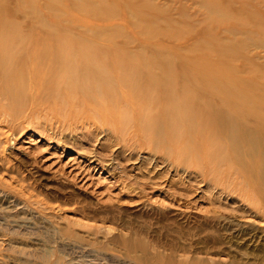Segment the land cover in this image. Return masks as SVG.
I'll use <instances>...</instances> for the list:
<instances>
[{
    "label": "rangeland",
    "instance_id": "374dc122",
    "mask_svg": "<svg viewBox=\"0 0 264 264\" xmlns=\"http://www.w3.org/2000/svg\"><path fill=\"white\" fill-rule=\"evenodd\" d=\"M205 1L228 15L212 17ZM0 9L26 46L48 29L111 45L120 30L112 45L129 41L133 54L159 48L220 67L228 57L233 83L263 97L264 0H0ZM32 79L18 104L0 94V264H264V199L235 155L213 169L205 138H181L193 155L170 152L95 125L91 108L71 127L65 92L37 91V81L31 92Z\"/></svg>",
    "mask_w": 264,
    "mask_h": 264
},
{
    "label": "bare ground",
    "instance_id": "6f19581e",
    "mask_svg": "<svg viewBox=\"0 0 264 264\" xmlns=\"http://www.w3.org/2000/svg\"><path fill=\"white\" fill-rule=\"evenodd\" d=\"M76 6L91 15L96 11ZM205 6L212 17L228 15L215 1H205ZM95 14L112 17L106 10ZM10 16L0 9V94L13 105L27 95L23 82L29 76L31 92L36 85L37 91L65 92L61 104L75 108L71 127L80 122L82 110L91 108L95 125H109L116 134L133 130L156 145L169 146L170 152L174 145L178 153L193 155L194 143L181 145V138L187 135L194 142L201 136L210 142L209 165L223 166L229 151L236 170L248 176V184L264 199V87L259 98L252 88L234 84L228 77V57L221 58L226 66L220 67L208 59L205 64L199 59L182 62L159 48L133 54L129 41L112 45L120 30L105 38L111 45L75 41L48 29L26 46L23 31ZM28 59L38 64L28 67Z\"/></svg>",
    "mask_w": 264,
    "mask_h": 264
}]
</instances>
